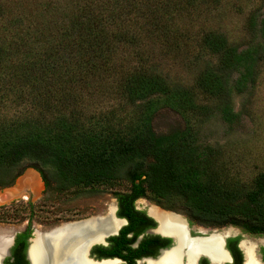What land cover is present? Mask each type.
<instances>
[{
	"label": "trees",
	"instance_id": "16d2710c",
	"mask_svg": "<svg viewBox=\"0 0 264 264\" xmlns=\"http://www.w3.org/2000/svg\"><path fill=\"white\" fill-rule=\"evenodd\" d=\"M189 1L0 0V75L9 83L0 88V190L27 168L38 171L50 202L124 181L122 201L146 196L194 221L263 236L264 173L242 182L198 139L215 114L233 126L230 81L236 74L237 87L253 83L255 48L203 32L190 86L155 62L186 44L176 19ZM261 27L264 35V18ZM13 107L20 112L9 116ZM164 108L183 128L154 132ZM15 204L0 206L1 221L14 217ZM45 209L41 220L58 218L55 207Z\"/></svg>",
	"mask_w": 264,
	"mask_h": 264
},
{
	"label": "rangeland",
	"instance_id": "374dc122",
	"mask_svg": "<svg viewBox=\"0 0 264 264\" xmlns=\"http://www.w3.org/2000/svg\"><path fill=\"white\" fill-rule=\"evenodd\" d=\"M24 4L28 6L26 2ZM252 18H254L255 26ZM263 18L264 0H190L176 19L179 33H186V40L188 38L186 44L184 41L177 43L175 57L157 56L155 60L159 71L165 76L168 75L171 79L190 86L202 65L200 57L195 61L194 57L204 55L199 46L203 32L208 30L219 32L240 50L255 48L256 66L253 83L237 87L238 75L236 74H233L230 81L232 108L235 113H238L233 126L229 127L218 114H215L213 118L205 120L198 127L199 142L221 152L227 167L231 170H229L230 174L240 175L242 182L249 181L258 173H264V35L261 27ZM4 80L5 78L0 75L1 89L9 85V83H3ZM116 103H111V106L106 109L113 107ZM4 106L8 107L9 104ZM7 111L9 116H15L20 112V108L13 107ZM183 126V119L166 108L159 110L152 122V128L156 134H167ZM21 182L17 179L12 187L22 189ZM125 186L127 185L124 181L117 182L111 186L99 187L97 192L83 194L79 198L56 199L51 202L45 200L47 195H43V187L28 188L31 197L24 191L21 192L23 198L0 203L3 206L16 203L14 217L10 221L0 220V233L6 232L8 235L22 228V224L29 218L30 210L26 206L28 202L34 205L37 216L32 217L34 219L41 220L43 216L41 210L46 211L45 208L50 206L58 210L56 215L58 218H64L72 215V210H79L82 213L91 211L93 207L102 209L110 205L113 202L110 192ZM3 192L1 189L0 195ZM23 221L24 223H21Z\"/></svg>",
	"mask_w": 264,
	"mask_h": 264
},
{
	"label": "flooded vegetation",
	"instance_id": "af4514ba",
	"mask_svg": "<svg viewBox=\"0 0 264 264\" xmlns=\"http://www.w3.org/2000/svg\"><path fill=\"white\" fill-rule=\"evenodd\" d=\"M126 185L110 192L113 202L102 209L93 207L91 211L82 213L72 210L73 214L64 218H28L26 223L21 222L24 223L22 228L6 235L11 242L3 259L0 258V264H33L29 252L38 235L46 236L74 224L83 227L90 221H93L90 223L92 226H85L64 236L57 247L49 239L43 244L39 243L37 264H165L164 260H169L171 255L174 264H245L244 247L251 245L254 260L264 264V235H251L233 225L217 226L197 222L181 212L163 208L146 196L136 197L132 204L122 201V194L130 193V186L128 183ZM110 208L113 210L111 213ZM151 210L179 217L184 242L176 231L163 228ZM106 214L116 223L115 229L104 230L99 225L98 221L105 219ZM213 235L221 238L220 252L223 259H214L210 252L205 251L198 252L189 260L187 244L207 240ZM73 253H76V257Z\"/></svg>",
	"mask_w": 264,
	"mask_h": 264
},
{
	"label": "bare ground",
	"instance_id": "6f19581e",
	"mask_svg": "<svg viewBox=\"0 0 264 264\" xmlns=\"http://www.w3.org/2000/svg\"><path fill=\"white\" fill-rule=\"evenodd\" d=\"M113 210L110 208L109 213H111ZM151 213L155 215V217L160 221L161 225L163 228H169L177 232V234L181 235L180 239L181 241L184 242L183 238V231H182V221L179 217H176L172 214L165 213V212H160L158 210H151ZM107 215V214H106ZM93 221H90L88 224H84L83 227L79 226V224H74L71 226H66L63 228L58 229L57 231L47 234L46 236L38 235L37 240L31 247V250L29 252V255L32 259L33 264H37L38 262V253H39V243L43 244V241L45 240H50L53 245L56 247L59 245L61 238H63L66 235L75 233L77 230L80 228H84L85 226H92L90 224ZM99 225L101 228H104V230L108 228H114L116 226V223L112 220H110L109 216L107 215L105 219H100ZM115 229V228H114ZM228 235L229 233H225ZM6 232L0 233V254L3 251V246L8 242L9 240L8 236H6ZM220 236L219 235H213L207 240H202L200 242H193V243H188L189 247V255L188 258L189 260L192 259V257L197 254L198 252H210L211 256L214 259H223L222 253L220 252ZM55 247V250L57 249ZM57 251V250H56ZM244 252L246 254V262L245 264H258L256 260L253 258L252 254V245L251 246H245L244 247ZM74 257H76V253H73ZM174 257L171 255L169 257V260L165 259L164 263L165 264H174L173 263Z\"/></svg>",
	"mask_w": 264,
	"mask_h": 264
},
{
	"label": "water",
	"instance_id": "95a60500",
	"mask_svg": "<svg viewBox=\"0 0 264 264\" xmlns=\"http://www.w3.org/2000/svg\"><path fill=\"white\" fill-rule=\"evenodd\" d=\"M17 179H20L22 181L21 183L23 185V188L19 189L16 187L14 188L12 186L4 188L3 189L4 192L0 195V199H1L0 203H5L7 201L12 202L14 199H20L23 197L21 195L22 194L21 192H24V191L27 194H29V196L31 197V194L28 192V190H29L28 188H39V189H41V187H43L42 190H44V183L42 181V178H41L40 174L38 173V171H36L33 168L25 169L24 172ZM21 190H23V191H21ZM10 242H11V239L9 238L8 242L3 246V252H1V254H0L1 260L4 257V253L7 252L9 245H10ZM216 264H219V263L217 262Z\"/></svg>",
	"mask_w": 264,
	"mask_h": 264
}]
</instances>
